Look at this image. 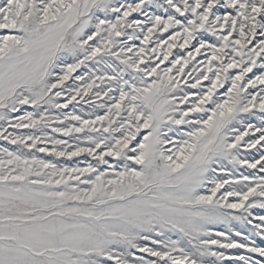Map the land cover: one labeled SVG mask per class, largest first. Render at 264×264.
I'll list each match as a JSON object with an SVG mask.
<instances>
[{
    "label": "snow or ice",
    "instance_id": "obj_1",
    "mask_svg": "<svg viewBox=\"0 0 264 264\" xmlns=\"http://www.w3.org/2000/svg\"><path fill=\"white\" fill-rule=\"evenodd\" d=\"M0 264H264V0H0Z\"/></svg>",
    "mask_w": 264,
    "mask_h": 264
},
{
    "label": "rangeland",
    "instance_id": "obj_2",
    "mask_svg": "<svg viewBox=\"0 0 264 264\" xmlns=\"http://www.w3.org/2000/svg\"><path fill=\"white\" fill-rule=\"evenodd\" d=\"M0 143H2V142H0Z\"/></svg>",
    "mask_w": 264,
    "mask_h": 264
}]
</instances>
